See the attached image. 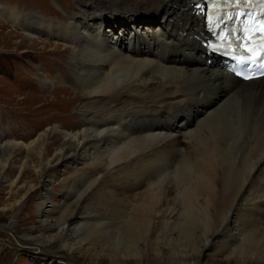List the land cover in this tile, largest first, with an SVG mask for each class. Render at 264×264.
I'll use <instances>...</instances> for the list:
<instances>
[{
	"label": "bare ground",
	"instance_id": "6f19581e",
	"mask_svg": "<svg viewBox=\"0 0 264 264\" xmlns=\"http://www.w3.org/2000/svg\"><path fill=\"white\" fill-rule=\"evenodd\" d=\"M27 1L0 3V49L16 33L15 50L65 55L69 70L58 63L40 84L78 99L62 133L54 121L26 143L0 141V153L26 149L14 178L0 160L1 192L54 134L27 189L34 229L17 231L11 211L26 193L0 201L4 246L56 264H264V76L236 79L207 49L202 1ZM67 171L55 200L48 182Z\"/></svg>",
	"mask_w": 264,
	"mask_h": 264
},
{
	"label": "rangeland",
	"instance_id": "374dc122",
	"mask_svg": "<svg viewBox=\"0 0 264 264\" xmlns=\"http://www.w3.org/2000/svg\"><path fill=\"white\" fill-rule=\"evenodd\" d=\"M16 1L18 0H0V3L8 4L9 2L15 3ZM27 2L28 6L30 7L36 6L34 0H28ZM46 3L47 6H49L47 0ZM60 3L62 5L66 4V8H70L73 6V4L69 3V1H61ZM43 11L41 10L40 13L46 16L48 12ZM0 22L3 21L0 19ZM11 29H13L11 25L6 23L4 25L3 32H9ZM1 37L2 35L0 34V38ZM7 38L8 40H11L10 43L5 48L3 47L2 49H0V133H3V139L0 138V141L3 142L8 140H15L26 143L33 137H35L38 132L46 129V125H48L49 122L54 121L61 124V126H59L58 133H62L64 127L70 126L72 122L76 120V114L73 106L78 99V92H69L71 95L69 93L65 95V93L63 94V92L60 91L57 93L56 97H51L48 89L43 88V85L40 84V80L47 74L48 75L46 77L48 78H52L53 76H55L53 70L56 67H59L58 63H61L67 70H69L66 63L63 61V57H65V55L63 56L59 54H50V47H46V49L44 50L45 52H47L46 54L35 52L34 49H30L28 47V43H26L22 49L20 48L18 50H15V46L18 45L17 41H19L18 36L16 35V33H14L13 36H8ZM60 49H62V47ZM209 56L214 59H221L210 54ZM47 60H50L51 63L47 64ZM36 66H42L43 68L41 67V69L38 70ZM28 78H31L33 80ZM48 83L50 84V82ZM59 85L67 86L66 88L71 87L67 84L65 85L54 83V85H52L50 88ZM72 97L75 99H73ZM47 132L48 134L46 135L45 140H42L40 145L38 144L32 150V153L34 155H37L34 158V162H30L25 159L27 162V166L25 167V170L23 172L24 174L19 177L20 179L10 187L9 181H6L4 183L1 182L3 191L0 192V201L3 202V204H12L15 199H20V197L26 193L20 203H17L16 205H13L11 207V211L16 213L18 216V218L16 217L17 231L34 229V226L37 224L36 208L33 203L34 201L38 200V197L36 195L35 189L30 190L29 192H27V189L30 182L37 186L39 181L43 179V177H40L38 179L36 167L34 165L36 163V160H39L38 163L41 164V167H43V165L45 166V161H43L41 154L45 152V148L48 147L54 140V134L49 132L48 130ZM40 146L41 152L38 151ZM25 152L26 149L22 146V144L19 143L15 146H9L4 151V153H0V160H2L4 157L9 158L10 178H14L19 173L20 166L23 163L22 161L24 160L23 155L25 154ZM50 158H52L51 161H53V155ZM60 162L61 157H58L52 164H54L55 167H61L59 166ZM71 172L72 171H67L62 176H59L58 179L48 182L49 187L52 190L51 197L53 199L57 200L59 198V196L57 197L54 192L59 191L62 180L65 177H68ZM10 189H13V191H15L14 196L11 195L12 191ZM10 212H6L0 208V225L10 220ZM59 231V229H56L53 233H51V235L54 233H59ZM6 240V236L0 230L1 264H56L51 263L48 260H40L36 257H33L31 254L21 253L20 251L16 253L12 248H9V246H4V242H6Z\"/></svg>",
	"mask_w": 264,
	"mask_h": 264
},
{
	"label": "snow or ice",
	"instance_id": "6c2138e0",
	"mask_svg": "<svg viewBox=\"0 0 264 264\" xmlns=\"http://www.w3.org/2000/svg\"><path fill=\"white\" fill-rule=\"evenodd\" d=\"M262 3H264V0H261ZM231 19V17H229ZM260 31L264 32V22H261L260 24ZM225 37H221V40H224ZM223 46V45H221ZM239 50V49H237ZM244 51L251 53L249 56H242V57H237V62L240 64L246 63L247 61H251L253 64H256L258 60H261V57L264 56V43H261L259 45V49L256 48H249L247 46L244 47ZM237 75H240V73H237ZM258 75H264V60H261L260 66L258 69ZM243 78L248 80L252 79L253 76L250 74H244Z\"/></svg>",
	"mask_w": 264,
	"mask_h": 264
}]
</instances>
